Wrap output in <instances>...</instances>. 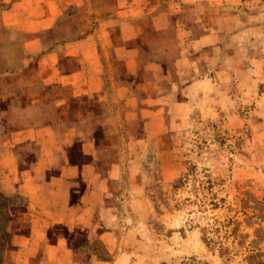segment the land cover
I'll list each match as a JSON object with an SVG mask.
<instances>
[{
	"label": "crops",
	"instance_id": "crops-1",
	"mask_svg": "<svg viewBox=\"0 0 264 264\" xmlns=\"http://www.w3.org/2000/svg\"><path fill=\"white\" fill-rule=\"evenodd\" d=\"M254 77L264 0H0V264L119 260L151 154Z\"/></svg>",
	"mask_w": 264,
	"mask_h": 264
},
{
	"label": "rangeland",
	"instance_id": "rangeland-1",
	"mask_svg": "<svg viewBox=\"0 0 264 264\" xmlns=\"http://www.w3.org/2000/svg\"><path fill=\"white\" fill-rule=\"evenodd\" d=\"M234 81L229 107L192 112L163 172L151 154L145 203L121 211L122 231H134L112 264H264V83ZM6 100L0 95V114ZM5 239L0 223V262Z\"/></svg>",
	"mask_w": 264,
	"mask_h": 264
}]
</instances>
